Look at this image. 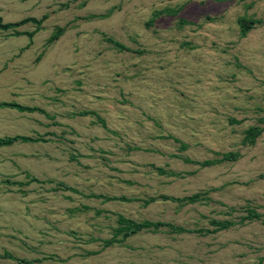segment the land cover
Masks as SVG:
<instances>
[{"label": "rangeland", "instance_id": "1", "mask_svg": "<svg viewBox=\"0 0 264 264\" xmlns=\"http://www.w3.org/2000/svg\"><path fill=\"white\" fill-rule=\"evenodd\" d=\"M0 17H43L0 29V101L49 114L0 107V136L47 139L0 146V264H24L4 251L32 264H264V0H0ZM241 17L255 20L244 35ZM247 207L260 217L241 221ZM119 214L232 224L121 239Z\"/></svg>", "mask_w": 264, "mask_h": 264}, {"label": "trees", "instance_id": "2", "mask_svg": "<svg viewBox=\"0 0 264 264\" xmlns=\"http://www.w3.org/2000/svg\"><path fill=\"white\" fill-rule=\"evenodd\" d=\"M43 20V17H41L40 19H37L35 17H25L23 19H21L20 21L17 22H9V23H3L2 22V18L0 17V29L1 30H6L9 28H16L24 23L27 22H31V23H36L37 26L38 24H40ZM255 20H251L248 18H244L241 17L238 19V24L240 26V32L242 35H244L245 33H247L254 25ZM63 31L62 27H56L54 32L51 34V36L48 38L49 41L56 39L61 32ZM14 33L19 34V31H14ZM26 34H28L29 36L32 35V33L27 32ZM105 40L107 42H110L116 49L118 50H126L128 51L129 48L124 45L123 43L114 40L110 37H104ZM0 107H9V108H14L19 112H41L43 113L45 116H49V114L46 112L45 109H42L39 106H32V105H23L20 104L16 101H5V100H1L0 101ZM78 115H88V114H94L96 115L97 113H95L92 110H80L77 112ZM97 120L105 127V119H103L102 117H100L99 115H96ZM55 123V122H54ZM263 131V127L260 126H250L245 130V134H244V142H248L250 144H253L256 137ZM51 133V132H50ZM54 134V133H52ZM47 139H44L41 135H37L35 137L33 136H28V135H20V134H15V135H5V136H0V146H9L12 145L14 142L16 141H21V142H34V141H46ZM184 146V145H183ZM237 158V154L234 152H225L221 154V158L218 161H222V160H235ZM72 160H74L73 156H72ZM184 160L186 162H191L190 159L188 158H184ZM199 163L200 166L204 167V166H208L214 163L213 160H204V161H200L197 162ZM156 170L158 171V173L160 174H166V172H164V170L162 168L159 167H155ZM261 178H264V173L259 175ZM30 181H36V182H40V180H38L35 177H30ZM5 183L7 184H24L26 182H16V181H11V180H4ZM60 185L64 186L65 188H67V190H71L73 192H78L75 189H72L71 187L67 186V185H63L62 183H59ZM93 196H97V197H103L104 200H110V199H119V200H127L125 196H119V197H108V196H103L101 194H93ZM202 197H204L202 195L201 192H195L193 194H190L188 196H183V197H174V196H169V195H165L162 194L160 195V198L166 200H171V201H177V202H196L198 200H200ZM156 197H152L151 200H155ZM247 213L245 216L241 217V221L247 219V220H252L255 218H259L260 214L258 212H256L254 209H252L251 207H247ZM117 223L118 226L117 228L114 230V235H122V238H127L128 236L142 230V229H147V228H152L153 230H156L157 228H159L160 226H166L168 227L171 231L174 232H204V233H214L217 232L218 230H222L225 228H228L229 226H231L232 222L229 220H218V219H210L209 220V224L211 226H213L212 229H206V230H201V229H186L184 227L181 226H177L174 225L172 223L169 222H163V221H151V220H142V221H134L130 218H126L125 216H123L122 214H119L117 216ZM115 238V237H114ZM113 242H118L120 243V239H116L113 241V239H107L105 241H103L105 246H108L110 244H112ZM2 257L5 258H10V259H14L19 263H24V264H32L34 263L36 260L41 261L40 258H32V259H26V258H20V257H15L13 256L11 253L4 251V253H2Z\"/></svg>", "mask_w": 264, "mask_h": 264}, {"label": "crops", "instance_id": "3", "mask_svg": "<svg viewBox=\"0 0 264 264\" xmlns=\"http://www.w3.org/2000/svg\"><path fill=\"white\" fill-rule=\"evenodd\" d=\"M10 146V145H9Z\"/></svg>", "mask_w": 264, "mask_h": 264}]
</instances>
